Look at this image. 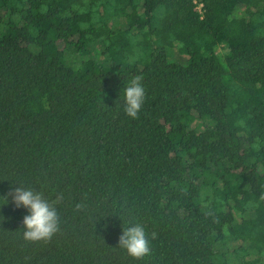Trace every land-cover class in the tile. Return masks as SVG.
Returning <instances> with one entry per match:
<instances>
[{"label":"trees","instance_id":"trees-1","mask_svg":"<svg viewBox=\"0 0 264 264\" xmlns=\"http://www.w3.org/2000/svg\"><path fill=\"white\" fill-rule=\"evenodd\" d=\"M18 187L62 194L50 241ZM0 217V264H264V0H0Z\"/></svg>","mask_w":264,"mask_h":264},{"label":"clouds","instance_id":"clouds-1","mask_svg":"<svg viewBox=\"0 0 264 264\" xmlns=\"http://www.w3.org/2000/svg\"><path fill=\"white\" fill-rule=\"evenodd\" d=\"M143 74L133 75L123 89L124 112L131 119H138L147 98L143 84ZM16 207L23 206L28 210V215L23 218V238L29 242L50 241L60 231V215L57 205L62 202V194L53 201H49L43 193L31 188L18 187L10 193ZM6 202V201H4ZM83 207L77 204L79 210ZM2 219V217H0ZM151 238H156V233H151ZM119 247L125 249L134 259L143 258L151 251L149 237L142 224L124 228L119 237Z\"/></svg>","mask_w":264,"mask_h":264},{"label":"built area","instance_id":"built-area-1","mask_svg":"<svg viewBox=\"0 0 264 264\" xmlns=\"http://www.w3.org/2000/svg\"><path fill=\"white\" fill-rule=\"evenodd\" d=\"M203 7V4H200L199 6H198V8H202Z\"/></svg>","mask_w":264,"mask_h":264}]
</instances>
